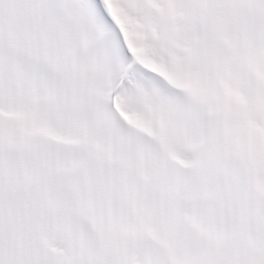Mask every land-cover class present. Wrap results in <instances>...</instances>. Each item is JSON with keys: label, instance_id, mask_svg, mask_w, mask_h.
<instances>
[{"label": "snow or ice", "instance_id": "obj_1", "mask_svg": "<svg viewBox=\"0 0 264 264\" xmlns=\"http://www.w3.org/2000/svg\"><path fill=\"white\" fill-rule=\"evenodd\" d=\"M161 3L139 14L190 53L183 93L105 0H0V264H264V0ZM138 89L150 142L113 106Z\"/></svg>", "mask_w": 264, "mask_h": 264}, {"label": "rangeland", "instance_id": "obj_2", "mask_svg": "<svg viewBox=\"0 0 264 264\" xmlns=\"http://www.w3.org/2000/svg\"><path fill=\"white\" fill-rule=\"evenodd\" d=\"M150 47L154 50L156 58H157L155 63H157L158 66L163 71L171 75V77L176 82V85L178 87L183 88L185 91L193 89L194 87L193 73L189 70V68H186V66H188V61H186V58L184 60L176 61L174 56L172 55L168 56L164 54L161 55V52H160V56L158 57V50L160 48V45H157L156 43V44H151ZM188 71H190L191 73L188 74ZM122 106L129 113L133 111V110H130L131 106H130L129 99L127 101L125 100L123 101L122 99ZM10 118L12 120L15 119V117H10Z\"/></svg>", "mask_w": 264, "mask_h": 264}]
</instances>
